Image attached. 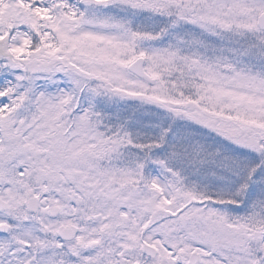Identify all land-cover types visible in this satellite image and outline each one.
<instances>
[{
	"label": "rangeland",
	"instance_id": "rangeland-1",
	"mask_svg": "<svg viewBox=\"0 0 264 264\" xmlns=\"http://www.w3.org/2000/svg\"><path fill=\"white\" fill-rule=\"evenodd\" d=\"M48 1L0 0V222L10 224L0 233V264H189L194 251V264H264V30L255 24L264 0H76V17ZM39 4L41 16L32 10ZM24 30L45 42L9 52L16 34L30 45ZM137 57L151 85L127 70ZM187 69L177 91L168 76ZM115 103L156 112L160 122L179 116L245 148L258 165L257 206L241 202L244 190L193 192L162 157L167 143L137 155L151 148L99 123L98 114L119 112ZM221 160L209 177L231 175L237 185L242 168L231 164L229 173ZM29 193L39 200L35 214L25 209ZM50 205L59 207L55 218ZM70 224L75 237L59 240L57 227Z\"/></svg>",
	"mask_w": 264,
	"mask_h": 264
},
{
	"label": "trees",
	"instance_id": "trees-1",
	"mask_svg": "<svg viewBox=\"0 0 264 264\" xmlns=\"http://www.w3.org/2000/svg\"><path fill=\"white\" fill-rule=\"evenodd\" d=\"M32 39L34 42L37 41V37L35 36H32ZM188 73V69L186 70V76L180 75L176 71L168 76V83L170 85L177 86V91H181V84H183V82L187 84V80L190 79ZM176 95L178 96V100L180 101L185 99L182 98L183 94ZM100 99H102V101L106 103L108 101V94L101 96ZM109 105L112 106L110 108H112L114 111L119 112H117L115 115H111L109 118H105L103 114H98L99 123L100 125L102 124L101 127L106 129L110 134L111 132H121L123 134V140L137 142L140 146L145 148L144 151L149 150V147L151 148L152 153L136 151L137 155H153L154 151H152V148L154 149V146L156 144L160 143L159 147H164L167 143L169 144V147L164 149L166 155L161 153L162 157L168 156L172 159L168 167L173 168L175 171H178V169H180V175L182 178H185V182L193 184V192H202L207 195V193H205L206 191H203L205 187H201L204 185L214 186L215 190L222 187H225L228 190L237 189L239 190V194H241L240 190H244L241 202L247 204H255L257 206L254 201V196H257V190L252 187V180L254 181V179H256L258 165H256V157H251V155L246 154L247 150H245V148L242 149L229 142L225 143L222 138V141L219 140L218 138L220 137L216 136L215 134H210L208 131L202 129L201 127L190 125L192 126L191 128L190 126H186L189 122L183 120L179 116L174 118L172 117V120L170 122H168L167 120H165L164 122H160V120H162V117L157 115L156 112L151 111V113L147 112L144 114V111L141 112V107L137 105L128 104L129 106L127 108L131 109V112L127 111V109L125 108L126 103L122 106H117L116 103L114 105ZM104 107L107 106H98V109L96 111H102ZM143 109L148 110L153 109V107L149 106L144 107ZM134 119H136L135 122H133ZM150 119L151 121L148 123L147 121ZM157 125L163 127L162 136H158V130L156 129ZM137 129L140 130V132ZM137 134H141L144 140L136 141L133 137ZM117 139L122 140V136L117 137ZM221 143L223 145H221ZM226 153L227 157L224 156V154ZM222 158H226V168L229 173V165L231 164L235 167L234 169H236V166L238 167L239 173L240 169L242 168V175H240L239 177H235V179H239L237 181V185L234 184L236 181H233L231 175L219 177L217 181L209 177V174L216 172L217 167L221 166ZM261 160L263 161V157ZM237 161H239L240 163H236ZM261 164L263 165V162ZM220 179H222V181ZM261 180L263 179L261 178ZM219 195L222 197L227 196L220 193ZM262 195L263 191L260 190V197H262ZM231 196L234 197H232L231 201L233 202V204H236L238 202L236 199L237 197L235 196V194H230L228 198ZM211 197H213L214 199H210V201L219 204L217 197ZM201 198H203L201 199V202L203 203L207 202L210 197L202 196ZM262 205L263 204L260 203L259 206Z\"/></svg>",
	"mask_w": 264,
	"mask_h": 264
},
{
	"label": "water",
	"instance_id": "water-1",
	"mask_svg": "<svg viewBox=\"0 0 264 264\" xmlns=\"http://www.w3.org/2000/svg\"><path fill=\"white\" fill-rule=\"evenodd\" d=\"M7 1H11V0H7ZM256 25L257 27L263 29L264 28V12L262 14H260L257 18L256 21ZM127 70L129 72H131L134 76L147 81L148 83H152V79L149 78L143 71V58L142 57H137L135 60H133L128 66H127ZM253 141V137L249 136L246 139L247 143H251ZM37 206H38V201L36 198H29L27 203H26V208L31 212V213H35L37 210ZM6 209V204L3 203L0 200V210H4ZM59 212V208L57 206H50L49 207V215L50 216H57ZM8 230V226L5 224H0V232L2 233H6ZM76 232V228L72 225L69 226H60L57 230V234L58 236L63 239V240H70L73 238V236L75 235ZM143 252L150 255V256H154L155 251L144 245L143 246ZM189 263L193 264L196 260H197V254L196 253H192L189 256Z\"/></svg>",
	"mask_w": 264,
	"mask_h": 264
},
{
	"label": "bare ground",
	"instance_id": "bare-ground-1",
	"mask_svg": "<svg viewBox=\"0 0 264 264\" xmlns=\"http://www.w3.org/2000/svg\"><path fill=\"white\" fill-rule=\"evenodd\" d=\"M24 37H15L13 39H11L10 41V44H11V47L14 49L17 50L18 53H20V49L22 48V45H23V42H24Z\"/></svg>",
	"mask_w": 264,
	"mask_h": 264
},
{
	"label": "flooded vegetation",
	"instance_id": "flooded-vegetation-1",
	"mask_svg": "<svg viewBox=\"0 0 264 264\" xmlns=\"http://www.w3.org/2000/svg\"><path fill=\"white\" fill-rule=\"evenodd\" d=\"M236 0H232V2L234 3ZM0 223H2V222H0ZM3 223H5V224H7L8 225V231H9V229H10V224L9 223H7V222H3ZM59 226H61V225H59ZM58 226V227H59ZM57 227V228H58ZM42 233H43V231H42ZM43 236H44V239H45V242L47 241V236L43 233ZM22 254V253H21ZM21 254H19V255H21ZM27 255V254H26ZM156 255V254H155ZM154 255V256H155ZM23 257H15L14 259L15 260H20V262L22 261V262H24V259H28L27 258V256H25V255H22ZM198 256H199V253H198ZM59 257H60V253H59ZM24 258V259H23ZM154 258V257H153ZM60 259H61V257L59 258V259H57V261H60Z\"/></svg>",
	"mask_w": 264,
	"mask_h": 264
}]
</instances>
